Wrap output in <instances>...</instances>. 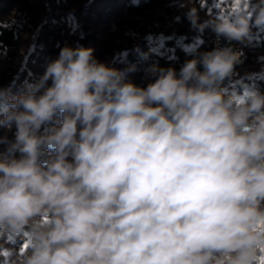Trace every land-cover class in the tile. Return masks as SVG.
<instances>
[{
	"label": "clouds",
	"instance_id": "9594fccd",
	"mask_svg": "<svg viewBox=\"0 0 264 264\" xmlns=\"http://www.w3.org/2000/svg\"><path fill=\"white\" fill-rule=\"evenodd\" d=\"M187 18L244 44L264 0ZM241 57L214 47L142 88L64 46L0 86V264H264V93L227 88Z\"/></svg>",
	"mask_w": 264,
	"mask_h": 264
},
{
	"label": "trees",
	"instance_id": "16d2710c",
	"mask_svg": "<svg viewBox=\"0 0 264 264\" xmlns=\"http://www.w3.org/2000/svg\"><path fill=\"white\" fill-rule=\"evenodd\" d=\"M47 1L0 0V86L13 94L37 81L61 48L74 42L93 48L97 60L125 72L127 81L142 88L152 81L153 67L178 72L201 52L231 46L242 52V62L227 88L264 93V28L253 26L254 36L240 44L217 38L210 28L197 30L187 18L189 8L196 7L201 22L210 19L227 11L230 0H206L202 9L199 0H64L67 15L78 23L76 31L61 20L48 21ZM60 122L57 117L53 126ZM14 132V125L0 128L5 138L0 153H7Z\"/></svg>",
	"mask_w": 264,
	"mask_h": 264
},
{
	"label": "rangeland",
	"instance_id": "374dc122",
	"mask_svg": "<svg viewBox=\"0 0 264 264\" xmlns=\"http://www.w3.org/2000/svg\"><path fill=\"white\" fill-rule=\"evenodd\" d=\"M64 5V0H48L47 7L49 9V13L47 19L50 17V15L52 17L54 16L57 18V20H61L60 23L64 24L65 28L71 31H76L78 28V23L74 17H69V15H67L68 11L65 10ZM74 44L79 45L78 43L76 44V42H74L70 47H73Z\"/></svg>",
	"mask_w": 264,
	"mask_h": 264
},
{
	"label": "built area",
	"instance_id": "2783aa9c",
	"mask_svg": "<svg viewBox=\"0 0 264 264\" xmlns=\"http://www.w3.org/2000/svg\"><path fill=\"white\" fill-rule=\"evenodd\" d=\"M54 19L57 20L56 17H54V16L52 17V16L50 15V17L48 18V21H50V20H54ZM76 46H81V45H80V44H79V45H75V44L73 45V47H76Z\"/></svg>",
	"mask_w": 264,
	"mask_h": 264
}]
</instances>
